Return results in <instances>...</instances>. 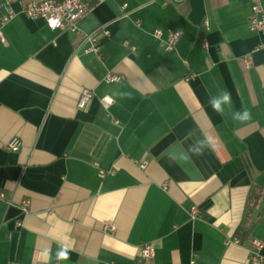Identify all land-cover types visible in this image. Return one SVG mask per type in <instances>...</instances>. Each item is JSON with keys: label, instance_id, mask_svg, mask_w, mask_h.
Returning <instances> with one entry per match:
<instances>
[{"label": "crops", "instance_id": "1", "mask_svg": "<svg viewBox=\"0 0 264 264\" xmlns=\"http://www.w3.org/2000/svg\"><path fill=\"white\" fill-rule=\"evenodd\" d=\"M22 1L0 0V21ZM251 4L95 0L79 27L99 28L101 56L43 17L2 26L0 264H191L195 253L196 264H264V246L255 259L249 238L227 242L252 186L264 187V32L248 26ZM157 27L182 30L172 49ZM109 70L122 81H106ZM84 87L94 96L81 108ZM225 89L232 105L220 115L208 101ZM242 108L246 123L232 119ZM206 134L215 150L185 155ZM14 136L21 145L7 148ZM249 229L264 241V210ZM61 244L69 259L57 261Z\"/></svg>", "mask_w": 264, "mask_h": 264}, {"label": "built area", "instance_id": "2", "mask_svg": "<svg viewBox=\"0 0 264 264\" xmlns=\"http://www.w3.org/2000/svg\"><path fill=\"white\" fill-rule=\"evenodd\" d=\"M93 1L95 0H26L21 2L19 10L14 9L9 6L7 12L2 16L0 21V36L4 39L2 33V26L9 20L14 18L16 15L22 13L29 17H43L46 22L52 28H61L66 30H71L76 34L80 35L81 42L79 46L86 43L83 47L85 52H93L98 56H101V47L98 42L99 28L90 32H85L79 27V21L91 10ZM99 1V0H96ZM169 1L178 0H164V3ZM139 23V20H137ZM206 24L208 20L206 19ZM248 26L252 30L264 32V3L263 0H252L251 8L248 15ZM166 33V35H165ZM153 34L160 40V43L165 49H172L177 41L182 35V30L180 28H171L167 32L161 27H157L153 30ZM135 48V46H132ZM249 62V59L247 60ZM123 76L120 73L109 70L105 76V80L108 82H119L122 81ZM94 96L92 89L89 87H84L81 91L78 106L84 108L87 106L89 101ZM112 97L114 102V97L110 94H106L101 97V101L104 105L108 106L104 97ZM112 102V103H113ZM111 103V104H112ZM21 139L18 136L12 137L8 142H6L7 148H16L21 145ZM0 198H5V192L0 188ZM28 201H25V209L27 208ZM192 217H197L200 215V208L198 206H193L191 208ZM110 231L115 230V226L112 224H107L105 226ZM249 241L253 245L252 256L255 259L261 258L258 251L264 246V241L256 236H250ZM227 242H241L239 236H234L228 239ZM156 253V246L153 241L145 242L140 248V257L147 263L151 262ZM197 253H195L191 259V264H196ZM11 264V263H10Z\"/></svg>", "mask_w": 264, "mask_h": 264}, {"label": "clouds", "instance_id": "3", "mask_svg": "<svg viewBox=\"0 0 264 264\" xmlns=\"http://www.w3.org/2000/svg\"><path fill=\"white\" fill-rule=\"evenodd\" d=\"M114 95L120 98H126L130 94L126 92H116L114 93ZM104 101H106L108 104H111L113 102L112 97L109 96H105ZM208 103L212 107L213 111L220 115H223L225 111V106L227 105L230 107L232 105L231 93L228 92L226 89L222 90L218 95L210 96ZM231 115L232 119L239 123H246L252 118V114L247 108H242L241 110L233 111ZM217 144V138L206 134L204 138L195 140L192 144H190L186 150L185 155L187 153H191L193 155H202L205 148L211 147L213 148V150H215ZM69 251L70 249L67 245L61 244L60 248L55 254V259L57 261L69 259ZM42 256L46 261L51 259V255L48 249H45L43 251Z\"/></svg>", "mask_w": 264, "mask_h": 264}, {"label": "trees", "instance_id": "4", "mask_svg": "<svg viewBox=\"0 0 264 264\" xmlns=\"http://www.w3.org/2000/svg\"><path fill=\"white\" fill-rule=\"evenodd\" d=\"M264 194V187L259 184H254L251 188L248 197V212L245 222L240 226L237 232V236L240 237L241 241L247 240L251 235V229L248 227V223L251 220V214L254 207H256Z\"/></svg>", "mask_w": 264, "mask_h": 264}, {"label": "water", "instance_id": "5", "mask_svg": "<svg viewBox=\"0 0 264 264\" xmlns=\"http://www.w3.org/2000/svg\"><path fill=\"white\" fill-rule=\"evenodd\" d=\"M264 210V194L259 202V204L253 208L252 210V214H251V220L248 224L249 228H252V226L254 225V223L256 222L258 216L260 215V213Z\"/></svg>", "mask_w": 264, "mask_h": 264}]
</instances>
